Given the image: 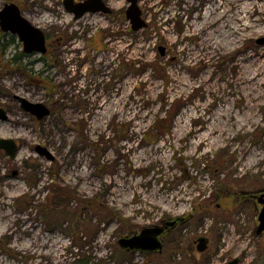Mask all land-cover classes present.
<instances>
[{
    "label": "rangeland",
    "instance_id": "obj_1",
    "mask_svg": "<svg viewBox=\"0 0 264 264\" xmlns=\"http://www.w3.org/2000/svg\"><path fill=\"white\" fill-rule=\"evenodd\" d=\"M146 1L137 0L146 26L132 30L126 0H104L110 14L76 20L63 0H0L46 37L44 54L24 53L9 33L0 46V139L17 145L13 157L0 148V192L12 194L0 198V264H264V232L254 233L264 84L233 75L245 52L264 59V19L227 40L223 22L235 5L221 16L197 10L200 37L221 48L211 63L203 52L192 62L198 36H183L181 16L215 0ZM171 7L176 15L162 12ZM18 97L49 114L36 119ZM174 218L160 251L119 244Z\"/></svg>",
    "mask_w": 264,
    "mask_h": 264
},
{
    "label": "water",
    "instance_id": "obj_2",
    "mask_svg": "<svg viewBox=\"0 0 264 264\" xmlns=\"http://www.w3.org/2000/svg\"><path fill=\"white\" fill-rule=\"evenodd\" d=\"M128 5L125 9V17L130 21L132 30H139L146 26L141 18V10L137 6V0H126ZM65 10L73 15V19H79L86 13L110 14L111 9L105 4L104 0H83L74 2V0H63ZM0 31L16 35L21 42L24 53L46 52V37L44 32L38 27L33 26L26 20L21 13L19 6L13 2L5 3L0 8ZM21 108L33 115L36 119H41L49 114V109L42 103H32L28 100L18 97ZM7 113L0 108V119H6ZM0 148L13 157L17 151L15 141L11 139H0ZM39 154L46 155L51 159V155L43 147L37 146ZM256 202L261 205L258 213V224L255 228V235L259 236L264 232V190L255 196ZM174 222L170 221L169 225ZM163 232L162 226H153L142 228L138 233L128 238H121L119 244L127 249H139L141 251H160L161 242L158 239ZM207 246V239L200 237L197 239V251L203 252ZM239 259L233 258L227 264H238Z\"/></svg>",
    "mask_w": 264,
    "mask_h": 264
},
{
    "label": "flooded vegetation",
    "instance_id": "obj_3",
    "mask_svg": "<svg viewBox=\"0 0 264 264\" xmlns=\"http://www.w3.org/2000/svg\"><path fill=\"white\" fill-rule=\"evenodd\" d=\"M83 1V0H81ZM183 3H187L186 0H181ZM74 2H79L74 0ZM147 3L146 0H141V3ZM177 1H174V4H176ZM231 4L235 5V10L232 11V13L229 15L228 20L223 22V28H225L226 32H230L231 35L227 36L226 39L229 40V38L232 36L234 37V34L237 33L238 30H247L249 27L253 26L255 21H259L261 17H257L256 14H254L255 10L264 15V0H215L214 4H211L208 6V4H202L199 6V9H194L193 14L190 15L189 18H185L184 16H181L182 21L184 22V33L183 36H198V44H196L195 47L190 48V55L187 60L190 59L192 62H197L201 60V56L198 55V52H203L202 56L205 57V59L208 60L209 63L213 60V57L216 53H218V50H220L221 47L216 44V42L213 41V39L209 35H204L203 37H200L201 29L200 27L196 26V22L194 21L196 18L194 16V13L198 10L200 13V17L205 15V11L207 10H214L218 15H223L227 13L231 7ZM188 5V3H187ZM154 4L151 5L153 7ZM179 8L182 10H186L185 6L182 4L179 5ZM165 15L174 16L176 15V12L173 11V8L169 10L162 11ZM219 20H215L212 24V27H215L216 23ZM226 23V24H225ZM230 23V24H229ZM228 24V27H227ZM205 25H208L206 23ZM208 27V28H212ZM172 29V28H171ZM171 29H166L167 31H171ZM213 33H219L220 31L213 30L210 31ZM241 35V33H239ZM221 37V35L219 36ZM230 45L233 41H229ZM262 42H264V39H262ZM117 43L118 46L122 45V42H113ZM112 44V43H110ZM135 45V43H132V45ZM137 45V44H136ZM135 53V50L133 51L131 48V51L129 55L133 56ZM146 55V54H145ZM256 57V55L245 52V55L243 57L238 58L236 60L237 64V71L234 75V78H244L247 76V80L250 83H255L256 81H259L264 84V77H261V71L260 68L264 66V59L263 56H259V58H253ZM249 67H252V71H249ZM245 68V70L243 69ZM259 68V69H257ZM177 76L180 74L179 72H174ZM211 80V79H210ZM251 105L254 106V104H249L248 110H250ZM81 179V178H80ZM250 198H254V194H248ZM178 220H181V218H174L173 225H169L170 221H161L159 224L155 226H162L163 232L159 236V240L162 245V239L163 236L168 232V229L170 227H174ZM96 252V250H94Z\"/></svg>",
    "mask_w": 264,
    "mask_h": 264
},
{
    "label": "bare ground",
    "instance_id": "obj_4",
    "mask_svg": "<svg viewBox=\"0 0 264 264\" xmlns=\"http://www.w3.org/2000/svg\"><path fill=\"white\" fill-rule=\"evenodd\" d=\"M11 186L14 187V190L12 191V193H13V192L16 193V191H17V192L22 191V188H21L18 184H12V183H11ZM9 196H12V194H11V195H10V194H6V193H4L3 191L0 192V198H1V197L6 198V197H9ZM0 203H2L1 199H0ZM0 209H2V208L0 207ZM7 218H8V215H7V214H5L4 216L1 217L2 220H5V219H7ZM6 228H7V226H6ZM6 231H8V229H6ZM6 234H8V233H6ZM18 241H19V240H18ZM17 244L20 246V242H18ZM11 247H12V246H11ZM14 247H15V246H14ZM18 248H19V247H18ZM0 263H2V262H0Z\"/></svg>",
    "mask_w": 264,
    "mask_h": 264
},
{
    "label": "trees",
    "instance_id": "obj_5",
    "mask_svg": "<svg viewBox=\"0 0 264 264\" xmlns=\"http://www.w3.org/2000/svg\"><path fill=\"white\" fill-rule=\"evenodd\" d=\"M4 37H7V34L0 31V41L2 42V43H0V46H1V49L3 50V52L8 47L7 44H9L8 41L4 42Z\"/></svg>",
    "mask_w": 264,
    "mask_h": 264
}]
</instances>
